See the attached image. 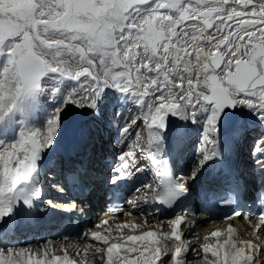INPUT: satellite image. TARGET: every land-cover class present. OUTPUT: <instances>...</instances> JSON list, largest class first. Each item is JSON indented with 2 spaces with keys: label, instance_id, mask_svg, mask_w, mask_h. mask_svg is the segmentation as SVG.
<instances>
[{
  "label": "snow or ice",
  "instance_id": "snow-or-ice-1",
  "mask_svg": "<svg viewBox=\"0 0 264 264\" xmlns=\"http://www.w3.org/2000/svg\"><path fill=\"white\" fill-rule=\"evenodd\" d=\"M108 90L137 109L130 118L120 111L106 117L118 145L110 183L151 173L123 202L130 211L123 203L109 211H139L144 224L113 227L101 220V230L82 233L88 242L74 256L67 248L57 255L52 240L17 247L0 239V264H264V134L250 142L258 211L224 217L243 218L251 233L244 239L229 223L198 248L184 239L181 225L195 212L178 206L189 186L170 170L163 136L169 116L200 123L195 162L201 171L223 158L229 110L248 109L264 128V0H0V125L30 114L42 98L52 105L41 126L24 124L14 139L0 137V223L37 202L55 207L42 200L43 169L59 142L63 114L78 109L104 117ZM82 168L83 161L70 160L66 179L82 180ZM66 184L53 187L64 193ZM237 195L230 189L220 205L235 203ZM161 207L175 214L148 224Z\"/></svg>",
  "mask_w": 264,
  "mask_h": 264
},
{
  "label": "bare ground",
  "instance_id": "bare-ground-1",
  "mask_svg": "<svg viewBox=\"0 0 264 264\" xmlns=\"http://www.w3.org/2000/svg\"><path fill=\"white\" fill-rule=\"evenodd\" d=\"M109 91V90H108ZM111 91V90H110ZM50 109L48 102H43L41 106L37 107L28 115H22L20 113L12 116L4 124L0 125V137H3L8 140H12L18 134L20 127L24 124L32 126H41L44 123L48 110ZM136 106L131 99L122 98L119 92H115L112 95H107V98L104 102L103 113L104 117L91 112L90 110H78V109H69L63 114V129H66L72 120H75L77 117L80 118V123L82 130L80 131V137L78 136L77 140L65 139V131L62 129L61 136L59 137V142L54 145L53 149H59L61 152L65 153L62 156H57L53 159L49 157L52 154V149L46 154V159L44 161V175L46 177L44 182V195L42 197L43 201L50 200L49 196H52L53 199H58L59 202H66L67 197H63L62 194L53 185L65 184L68 182L66 179L68 177V172L66 171L68 167V162L70 160L83 161V168L81 172L84 176L82 179L83 183L88 187L89 201L94 202V209H97L101 212H104L99 219L92 224V230L98 231L101 230L96 227L101 220L109 219L110 224L114 227L116 223H123L125 221L136 222L138 224H144L145 217L139 215V211L136 212L134 218L128 220L126 216L122 213L120 216H109L105 213L106 203L112 201L113 198V189H111V184L106 185L104 178L107 176L109 170L112 171L115 155L118 151V145L115 141L117 136V129L111 127L106 119L109 113H115L116 111L121 112V118L131 117L136 113ZM237 120L233 129L228 131L230 145L234 149L236 155L238 156V170L240 169V176L247 185H259L258 178L250 176V173L246 170V167L249 166V162L245 161L246 155L251 161L250 155L245 154L244 151L239 145L243 147H248L250 145L252 135L246 137L244 130L251 128L253 135L264 134V128L261 127L260 122L256 119L252 113L245 108H237ZM195 125H199L202 129L200 123L192 124L190 121H184L179 119L178 127L181 126L180 130L172 135H168L178 129H175L171 132L165 131L164 136V145L166 149L172 152L171 160H173L172 166L178 175L183 176L187 172V181L192 185L194 191H200L197 186V180L204 178L203 185L205 186L203 190H206L207 193L214 189L216 182L213 179L211 174L214 168V160L210 161L201 171L196 169H191L187 171L190 165H192L193 160H195V149L197 146H193L194 137L190 136L187 132L191 129L193 133V128ZM224 128V127H223ZM235 130L233 136L232 132ZM238 131L241 134V137L236 133ZM225 130V134H226ZM250 138V140H249ZM82 142V145L77 150H67L71 147L76 146L79 142ZM90 148V151L87 149ZM67 150V151H66ZM93 154L99 156L100 158H94ZM227 157L222 159L223 162ZM63 162V169L61 166ZM78 166V167H77ZM77 168H81V165H75ZM188 167V168H187ZM197 167V166H196ZM104 169V171H103ZM47 176H51L52 179L48 180ZM186 177V176H185ZM151 180L150 172H141L136 175L120 180V184L125 185L122 190L124 194L128 195L127 199H130L133 196L135 190L140 187L145 182ZM125 182V184H123ZM118 184V185H120ZM67 185V184H66ZM65 185V187H66ZM189 186V185H188ZM116 187V185H115ZM126 188V189H125ZM120 189V190H121ZM96 199H102L104 204H96ZM78 202V201H76ZM75 203V200L71 204ZM84 202H81L83 204ZM85 204V203H84ZM83 204V206H84ZM47 205L42 202H38L39 208H45ZM127 211H130L129 205L127 204ZM155 207V206H153ZM212 206H203L202 208L197 209L195 216H187L185 218L186 222L181 225L185 236L184 239L190 242V246L198 248L201 244L206 242H214L212 238L209 241H206L205 238L209 237L211 231L219 229H224L227 224L231 223L234 226L238 227L241 233V237L244 239L248 238V234L251 233L252 229L249 227V224L241 220L235 219L234 221H219L218 216L215 213H211ZM144 211H148V207L144 208ZM27 210L25 212L19 210L16 215L11 216V221L0 225V239L7 246H38L42 241H47L51 231L50 227L35 228L34 227V217L29 218L27 215ZM159 216L160 220H167L169 216H160L157 213L148 217V224L156 225L158 220L156 216ZM32 224V225H31ZM147 230V228L143 229ZM165 230H167V224H165ZM128 230H125L127 234ZM88 241L85 239L79 245L72 246L76 249H82ZM167 243V241H165ZM73 256L75 251L70 252ZM57 255H60L59 251L56 252ZM195 253L190 254V260H194Z\"/></svg>",
  "mask_w": 264,
  "mask_h": 264
},
{
  "label": "rangeland",
  "instance_id": "rangeland-1",
  "mask_svg": "<svg viewBox=\"0 0 264 264\" xmlns=\"http://www.w3.org/2000/svg\"><path fill=\"white\" fill-rule=\"evenodd\" d=\"M116 91H114V90H109L108 91V93H107V95H112L113 93H115ZM42 100L44 101V102H47V99L46 98H42ZM48 104H49V107L51 108V103L50 102H48ZM16 114H18V113H16ZM15 115V114H14ZM14 115H12V116H14ZM11 116V117H12ZM47 115H45V117H46ZM10 117V118H11ZM9 118V119H10ZM46 119V118H45ZM44 119V120H45ZM70 125V124H69ZM180 128H181V126H179L178 127V129L176 130V131H174V132H172V133H169L168 135H172V134H175V133H177L179 130H180ZM66 129H63V131H65ZM193 133H191V129H189L188 130V134L190 135V136H193L194 137V141L193 142H199V137H200V134H201V132H202V129L199 127V125H195L194 126V128H193ZM253 129H251V128H248V129H246V130H244V133H245V135H246V137H248L249 135H252L253 136V134L254 133H256L255 131H254V133H253ZM236 133L238 134V136L239 137H241V134L238 132V131H236ZM80 134H81V132H80ZM65 139H68V138H65ZM249 140H250V138H249ZM81 145H82V142L80 141L76 146H74V147H71V148H69V149H67V150H71V149H73V150H77V149H79L80 147H81ZM239 145L241 146V148L243 149V151H244V155L245 154H248V155H250V145H248V147H243L242 145H241V142H239ZM193 146H197V143L195 144V143H193ZM89 151H90V148H87ZM66 150V151H67ZM65 153V151L64 152H61L59 149H52V154H51V156L49 157L50 159H53V158H55V157H57V156H62L63 154ZM93 156H94V158H100L99 156H97V155H95V154H93ZM245 161H248L249 162V166L248 167H246V170L250 173V176L251 177H254V178H256V176L255 175H253V172H252V168H253V163H252V160L250 161L249 160V158L247 157V155H246V159H245ZM188 168V167H187ZM196 169L197 167H196V162H195V160H193V163H192V165H190L189 166V168L187 169V171H190L191 169ZM103 171H104V169H103ZM111 176H112V171L111 170H109L108 172H107V176L104 178V181H107L108 179L110 180L111 179ZM203 181H204V178H203ZM99 203V205L101 204H103V200L102 199H99V200H96V204H98ZM135 216H137V215H135ZM11 217L10 218H5V220H4V222L3 223H0V225H2V224H4V223H7V222H10L11 221Z\"/></svg>",
  "mask_w": 264,
  "mask_h": 264
},
{
  "label": "water",
  "instance_id": "water-1",
  "mask_svg": "<svg viewBox=\"0 0 264 264\" xmlns=\"http://www.w3.org/2000/svg\"><path fill=\"white\" fill-rule=\"evenodd\" d=\"M237 120V111L235 110H229L228 112V118L224 120L223 127L224 130L228 133L229 130L233 129V127L236 124ZM179 118L175 116H169L168 117V126H167V132H171L178 127ZM82 130L80 118H76L75 120H72L70 125L65 130V136L69 140H77L78 136L80 137V131Z\"/></svg>",
  "mask_w": 264,
  "mask_h": 264
},
{
  "label": "clouds",
  "instance_id": "clouds-1",
  "mask_svg": "<svg viewBox=\"0 0 264 264\" xmlns=\"http://www.w3.org/2000/svg\"><path fill=\"white\" fill-rule=\"evenodd\" d=\"M48 240H52L54 242L53 246L57 249V252L59 251L60 255L63 254L62 251H60L61 248H67L70 252H72L75 250H73L74 248H72L70 245L75 246V245H79L80 243L83 242L80 239H74V240H70V241H65V240L57 241V240L48 238Z\"/></svg>",
  "mask_w": 264,
  "mask_h": 264
}]
</instances>
